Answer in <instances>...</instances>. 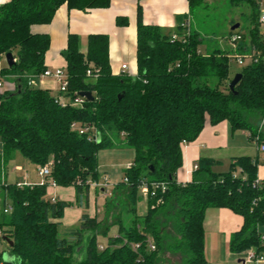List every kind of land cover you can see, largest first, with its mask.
Returning <instances> with one entry per match:
<instances>
[{
    "label": "trees",
    "instance_id": "trees-1",
    "mask_svg": "<svg viewBox=\"0 0 264 264\" xmlns=\"http://www.w3.org/2000/svg\"><path fill=\"white\" fill-rule=\"evenodd\" d=\"M199 1L188 0L189 8L197 7ZM228 1L250 5L248 50L258 53L256 63L237 73L241 79L234 92L228 89L230 58L225 52L202 55L203 40L193 32L171 41L158 27L144 25L138 8L134 76L112 73L106 35H89L84 53L79 38L68 36L62 52L68 78L65 105L48 91L29 85L30 78L46 70L44 56L49 48V37L30 29L50 24L62 5L85 12L107 8L111 0H8L0 5V62L6 54L15 60L12 67L0 69L2 77L12 76L15 82L12 93L0 94L1 202L11 207L8 215L2 208L0 229L15 264H159L165 252L179 256L178 264H206L203 221L207 209H227L242 218L241 228L230 236V253L253 250L264 254V180L254 186L255 159L234 158L228 172L215 173V162L200 158L190 182L176 179L182 166L181 144L193 142L207 122L214 126L226 121L233 131H246L252 140L258 136L256 143L264 145L256 123L264 119V36L259 32V7L255 0ZM116 23L126 25V20L117 18ZM244 42L241 37L238 54L246 51ZM208 78H215L217 85L208 86ZM199 79L205 83L197 85ZM17 80L20 94H16ZM81 93H91L92 99L71 106ZM73 123L92 129L99 143L73 131ZM116 143L130 147L135 155L131 167L124 170L127 182L115 187L125 191L129 213H136L141 180L164 183L166 189L148 196L141 221L135 217L124 227L118 220V236L101 250L96 237L102 224L87 215H82L78 229L59 237V223L52 220L61 219L69 204L47 199V184L2 182L3 170L19 153L38 168L51 162L48 180L74 188L79 198L98 180V151ZM168 225L175 231L169 243L163 232ZM84 230L92 231V236L84 260L75 262L72 256ZM148 237L155 243L154 251L147 248ZM132 245L138 248L133 250Z\"/></svg>",
    "mask_w": 264,
    "mask_h": 264
},
{
    "label": "crops",
    "instance_id": "crops-1",
    "mask_svg": "<svg viewBox=\"0 0 264 264\" xmlns=\"http://www.w3.org/2000/svg\"><path fill=\"white\" fill-rule=\"evenodd\" d=\"M7 1L8 0H6V2ZM218 6L228 7L229 15L224 25L226 29H223L220 33L221 35H219L220 42H222V44H227V49H214L212 51L204 49L203 51L200 46L199 53L208 55L215 50H220L225 52L228 56V52L231 49L232 53L235 55V52L239 53V51H235V49L232 48L229 38L231 35L243 36L242 33L237 31V29L240 28L238 21L241 20V18H245L247 24L246 30L248 32L249 23L247 20L251 13V7L247 3L232 5L228 0H200L199 5L193 9L189 8L188 0H111L107 8L92 9L85 12L68 10L65 5H62L55 12L50 24L32 26L30 30L34 34H46L49 37V48L44 56V66L46 69L65 70L66 62L62 56V52L67 47L69 35H75L79 38L80 51L82 53L86 51V40L89 35H106L109 40L108 52L112 73L115 75L124 73L134 76L136 74V13L138 8L141 11L143 24L158 27L165 36L173 34L182 36L184 34V29L181 25L187 23L188 32L196 33L203 38L198 28L193 26V13L196 9L203 11L208 9L213 10V8ZM232 8H245V11L241 12L238 18L233 14ZM117 18L126 20V25H117ZM236 24L238 28L231 30ZM259 32L264 35V25L259 26ZM242 44L246 46L244 48L246 51L243 54H249L248 40ZM4 61L5 58L0 62V69L7 67ZM124 65L127 69L122 71L121 67ZM33 79L34 85H32V87L48 91L53 97L59 96L58 85L53 79H41L39 77H33ZM2 83L3 86L0 88V94L4 92L12 93L14 91L15 82L12 76L2 77ZM61 99L66 102L65 96ZM258 122L259 121L256 123L260 126V122ZM260 132L264 135V127L259 133ZM181 152L182 166L176 174V179L179 183L185 184L191 181L193 171L195 170L194 167L197 166V162L200 158L215 162L212 168L213 171L215 173H222L215 169L217 167H222L223 162H226L229 170L231 161L234 158L243 156L250 157L258 162L257 179L264 180L263 154L258 151V144L250 139L246 131H233L226 121L214 126L207 122L193 142L181 144ZM17 155L20 154L15 153L13 158L8 162V164L10 162H17L13 167V173H23L22 180L14 184L18 186L40 184L41 179L37 173L38 167L29 163L27 160H18L19 158H17ZM6 167L2 173V182L12 184L8 181L10 175ZM104 179L107 180V178L104 177L102 181ZM123 179L124 171L122 182ZM102 181L97 183L100 184ZM125 187L126 186H124V188ZM97 189H99V191ZM108 189L94 188L89 185L88 190L77 198L75 190L72 187H47V199H54L55 202L61 201L69 204V206L64 209L61 219L52 220V222L59 223L58 230L59 228L62 229V235L67 230L78 228L82 215H87L88 218L101 222V226L104 224V218L111 216V220L108 223L106 222V225L111 226V224H117V216L122 213V211L128 212L126 193L125 191H121V188H115L113 192H109ZM97 191L102 193V196L112 194L113 200L108 203L103 201L101 206H98L96 203V199L99 197ZM91 193L95 195L93 207H90L91 204H89ZM3 195L4 194L0 191V201L3 199ZM116 195H118L117 198L115 197ZM6 205H8V202L4 207H6ZM83 205H85L87 210L89 207V211L84 210ZM242 222L240 216L233 214L227 209H207L203 221L206 264H209V258L216 256L220 258L225 257V259L228 257H244L243 254H232L229 251L230 236L241 228ZM117 236L118 235L114 236V238ZM99 247L102 248L101 245H99ZM4 255H7L9 260L15 264V259L10 256L7 243L3 240V242L0 243L2 263L4 261ZM237 262L242 264L245 263L240 259Z\"/></svg>",
    "mask_w": 264,
    "mask_h": 264
},
{
    "label": "rangeland",
    "instance_id": "rangeland-1",
    "mask_svg": "<svg viewBox=\"0 0 264 264\" xmlns=\"http://www.w3.org/2000/svg\"><path fill=\"white\" fill-rule=\"evenodd\" d=\"M245 11V8H232V12L235 16L238 18L240 17V13ZM228 7L225 6H218L213 8V10H199L196 9L193 13L192 19H193V26L197 27L198 30L202 34V45L201 49L204 51V49H207V51H212L214 49H227V44L220 42L219 35H221V31L225 28L226 24V19L228 18ZM240 24V28L237 29L239 33H242L244 38V41L248 40V32L246 30V22L245 18H241V20L238 21ZM224 26V27H223ZM228 51V50H227ZM234 54L232 53V50L230 49L228 52V57L230 58L229 60V76L232 80L235 74H237L243 65H240L235 62L233 59ZM15 61V60H14ZM5 62V61H4ZM247 63V62H246ZM245 63V64H246ZM205 83L203 79H199L197 82V85H202ZM206 83L210 87H215L217 85V81L215 78H208L206 80ZM258 129L262 130L261 126L258 127ZM18 160H25L21 155H17ZM135 155L134 151L124 145L123 143H116L111 149H100L97 153V160H98V169H97V174H98V180L97 182H101L104 177L107 178V180L110 183V188L108 189L109 192H113L115 187L122 182L123 178V171L126 169L128 166L132 165L134 161ZM17 162H10L6 169L9 172V178L8 181L10 183L14 184L17 181L20 182L22 180L23 173H13V167ZM216 171L219 172H227L228 171V164L226 162H223L222 167H217L215 169ZM7 172V173H8ZM9 183V182H8ZM99 191V189H97ZM97 191V192H98ZM93 192V191H92ZM98 198L96 199V203L98 206H101V203L105 201L106 203L112 201V194L102 196V193L98 192ZM93 193L90 194V199H89V204L90 207L94 206L95 200ZM118 195L115 197L117 198ZM7 203V202H6ZM88 204V205H89ZM10 207V204L8 202V205L6 207ZM2 207L3 204L0 201V212H2ZM136 213L133 215L129 212L122 211L117 216L116 221H121V225L126 227L128 224L135 219V217L138 218V221H141L142 218L146 214V199L142 196L140 190L138 189L137 195H136ZM83 209L86 211H89L83 205ZM104 215V213L102 212ZM101 214V217H102ZM111 220V216H107L104 218V224L98 229L97 232V244L101 245L102 247H105L108 245L109 241L114 238V236L118 235V228L119 224H111V226H107L106 224ZM107 222V223H106ZM162 222V221H161ZM79 228V227H78ZM76 228V229H78ZM105 232V233H104ZM164 235L167 236V243L170 242L175 237V231L171 226H166L164 228ZM59 237H63L62 235V229L59 228L58 230ZM92 236V231L90 230H84L81 232V242L79 246L77 247L76 251L73 253L72 259L75 262H80L84 260L85 258V249L88 244V241L90 240ZM250 251V250H249ZM248 251L243 254L244 257H228L225 259V257L220 258L219 256L209 258V264H242L238 263L237 261L240 259L244 261V264H254L250 260H248ZM260 264H264V254H260ZM180 262V257L179 256H171L167 252L163 253L161 256H159V264H178Z\"/></svg>",
    "mask_w": 264,
    "mask_h": 264
},
{
    "label": "built area",
    "instance_id": "built-area-1",
    "mask_svg": "<svg viewBox=\"0 0 264 264\" xmlns=\"http://www.w3.org/2000/svg\"><path fill=\"white\" fill-rule=\"evenodd\" d=\"M258 4L259 7V25L262 26L264 25V0H255ZM6 2V0H2V2H0V5L4 4ZM182 28L184 29V34L182 36H177L176 34L170 35V40L171 41H175V40H180V39H184L186 36H188V24L187 23H183ZM264 36V35H263ZM241 40V36L240 35H231L229 38V42L232 46L233 49H235V51L238 49V44L240 43ZM257 56L258 53L252 51L251 54H238L235 52V55L233 56V59L235 60L236 63L240 64V65H247L250 63H256L257 61ZM247 62V63H246ZM246 63V64H245ZM127 69V67L124 65L121 67L122 71H125ZM87 75H91L90 71H87ZM41 79H46V78H51L55 81V83L58 85V92H59V96L57 98V101L61 104V105H65V102L61 99L67 92L68 89V78H67V74L65 70L62 69H55V70H49L46 69L42 74H40L39 76H37ZM34 77V78H37ZM29 85H34V79L30 78L29 79ZM3 86L2 83V76L0 74V88ZM83 101H85L84 98L78 96L77 98L73 99L72 102L70 103L71 106H80L82 105ZM261 128L264 127V119L262 120L261 124H260ZM71 129L73 131H76L79 135H87L88 140L91 142H97L96 138L97 135L95 132H92V129H90L89 127L86 126H79L76 123H73L71 125ZM260 131V129H259ZM255 142L258 141V136H255L254 139ZM258 151L261 152L263 154V161H264V145L260 144L258 145ZM51 167L52 164L51 162H48L45 166L43 167H39L37 168V173L38 176L40 177L41 181H40V185H45L47 184V187H56V184L51 181L48 180L49 176H50V172H51ZM131 167L128 166L126 169H129ZM194 169H197V166L194 167ZM125 183L127 182L126 179L123 180ZM261 182L260 180L256 179V181L254 182V186L255 185H260ZM91 186H93L94 188H102L104 190L108 189L110 187L109 182L104 179L102 181V183H97V182H92L90 183ZM141 193L143 195L144 198H148L149 195L153 196L154 195V190H162L164 191L166 189V184L161 183V184H154V183H147L146 180H141V184L139 186ZM51 202L54 203L55 200L51 199ZM11 212V207H4L3 208V214L8 215ZM262 240H264V237H262ZM3 242V234L2 231L0 229V243ZM146 244H147V248L150 251H154L155 250V243L153 241V239L151 237H148L146 240ZM133 250H136L138 248V245H132ZM99 249L101 250L102 248L99 247ZM248 260H250L251 262H253L254 264H260V256L257 255L253 250L248 251ZM0 264H3L0 261Z\"/></svg>",
    "mask_w": 264,
    "mask_h": 264
},
{
    "label": "water",
    "instance_id": "water-1",
    "mask_svg": "<svg viewBox=\"0 0 264 264\" xmlns=\"http://www.w3.org/2000/svg\"><path fill=\"white\" fill-rule=\"evenodd\" d=\"M237 28H238V25L236 24L231 28V30H235ZM4 58H5V62L7 64V67H12L14 64V59H13L12 55L6 54L4 56ZM240 79H241V74H235L234 75L232 80L228 83V89L230 92H234V87L240 81ZM20 91H21L20 80H17L16 81V94H20ZM79 96L86 99V100L92 99L91 93H81V94H79ZM96 141H97V143H99V141H100L99 135H97ZM149 169H150V171H153L152 167H149ZM9 245L11 246V244H9ZM3 260H4L3 261L4 264H13L12 261L9 260V257L7 255H4Z\"/></svg>",
    "mask_w": 264,
    "mask_h": 264
},
{
    "label": "snow or ice",
    "instance_id": "snow-or-ice-1",
    "mask_svg": "<svg viewBox=\"0 0 264 264\" xmlns=\"http://www.w3.org/2000/svg\"><path fill=\"white\" fill-rule=\"evenodd\" d=\"M0 2H2V0H0Z\"/></svg>",
    "mask_w": 264,
    "mask_h": 264
}]
</instances>
